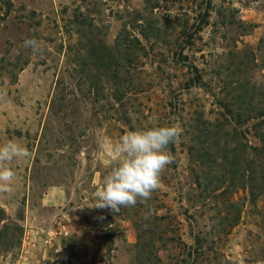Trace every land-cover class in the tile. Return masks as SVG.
Wrapping results in <instances>:
<instances>
[{
    "label": "rangeland",
    "instance_id": "rangeland-1",
    "mask_svg": "<svg viewBox=\"0 0 264 264\" xmlns=\"http://www.w3.org/2000/svg\"><path fill=\"white\" fill-rule=\"evenodd\" d=\"M224 100L255 145L264 0H0V145L31 152L0 193V264H148L149 252L159 264H264V195L237 191L228 208L195 183L210 173L202 149L225 140L209 134ZM172 124L182 133L151 199L89 208L120 137Z\"/></svg>",
    "mask_w": 264,
    "mask_h": 264
},
{
    "label": "clouds",
    "instance_id": "clouds-1",
    "mask_svg": "<svg viewBox=\"0 0 264 264\" xmlns=\"http://www.w3.org/2000/svg\"><path fill=\"white\" fill-rule=\"evenodd\" d=\"M24 46L33 54L42 51L35 38L26 39ZM182 129L175 124L129 131L120 137L115 146L114 166L95 192V202L89 208L119 212L121 207L146 204L152 193L160 187L161 174L174 161L169 145L177 142ZM29 149L16 142L0 145V193H11L16 172L11 164L16 160L29 159ZM151 210L144 215L148 220ZM147 227V225H145Z\"/></svg>",
    "mask_w": 264,
    "mask_h": 264
},
{
    "label": "trees",
    "instance_id": "trees-1",
    "mask_svg": "<svg viewBox=\"0 0 264 264\" xmlns=\"http://www.w3.org/2000/svg\"><path fill=\"white\" fill-rule=\"evenodd\" d=\"M217 105L219 117L209 124V134L214 136L221 134L225 140L221 143L222 147L216 140L212 142L213 144L204 143L208 146L202 149L201 155L197 159H202L204 156L210 159L208 168L210 173H206L202 178L198 177L195 183L198 189L205 192L211 189L209 193L214 195L215 199L231 208L235 206V202L230 199V196L237 191H247L253 201L264 195V108H261V113L253 119L254 122L250 125L257 142L255 145L249 146V142L245 140L248 130H242V127L249 125L251 120H246L238 105L232 101H220ZM216 149L220 152L218 154L220 156L214 152ZM212 152L214 154H211ZM195 153L197 150L190 147V155H195ZM196 163L205 165L198 160ZM223 166L229 167V169L224 170L226 173H221L217 178L213 173L223 169ZM214 182L218 183V186H212ZM1 212L2 210H0ZM238 220L239 213L237 212L230 220V227H234ZM3 221L0 217V222ZM2 229L7 230V226L3 225ZM152 253H148L150 257L148 264H159V258Z\"/></svg>",
    "mask_w": 264,
    "mask_h": 264
}]
</instances>
